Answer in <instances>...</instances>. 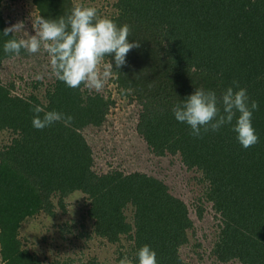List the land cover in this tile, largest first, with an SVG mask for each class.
I'll return each instance as SVG.
<instances>
[{
	"label": "trees",
	"instance_id": "1",
	"mask_svg": "<svg viewBox=\"0 0 264 264\" xmlns=\"http://www.w3.org/2000/svg\"><path fill=\"white\" fill-rule=\"evenodd\" d=\"M7 1L0 0V131L11 136L0 146L2 264H103L96 256L47 261L20 236L26 220L68 213L67 198L77 192L89 201L91 235L110 244L130 241L118 262L127 256L138 264L139 248L149 245L158 264H189L180 253L194 228L188 204L146 171L98 172L94 167L85 131L109 121L116 106L112 94L83 85L71 89L53 75L47 82H28L32 86L26 84L23 92L16 81H3V64L13 57L3 45L20 39L16 33L3 35L9 26L1 5ZM31 1L36 15L49 20L66 18L77 6L74 0ZM112 7L110 14L97 9L98 14L129 25L128 39L140 47L130 50L127 65L118 70L105 57L113 63L110 82L139 104L136 131L150 152L179 155L188 170L201 174L199 218L208 204L219 220L210 257L225 264H264V0H115ZM233 81L258 102L252 119L259 137L255 146L240 145L232 131L235 118L202 138L175 120L172 108L198 88L214 91L222 107V95ZM34 105L72 116L71 126L56 123L36 130ZM67 226L63 231L71 232Z\"/></svg>",
	"mask_w": 264,
	"mask_h": 264
},
{
	"label": "rangeland",
	"instance_id": "2",
	"mask_svg": "<svg viewBox=\"0 0 264 264\" xmlns=\"http://www.w3.org/2000/svg\"><path fill=\"white\" fill-rule=\"evenodd\" d=\"M74 1L79 6L95 7L103 14H110L115 0ZM5 3L1 8L8 26L23 21L24 32L16 33L19 38L27 39L34 35L32 21L37 15L32 1L8 0ZM102 69L103 65L99 66V70ZM1 75L5 83L16 81L19 90L23 92L28 82L32 83L38 79L45 82L51 80L50 57L43 46L35 55H29L27 52L20 54L4 62ZM115 88L109 79L102 90L106 94H112L116 100L109 121L102 128L90 127L85 131L94 148L95 169L98 172H107L114 168L126 172L146 171L163 179L169 185L170 191L188 204L194 219V228L189 231L190 240L180 248L183 259L189 264H225L216 262L209 255L211 243L217 233L218 218L208 204L202 218H199L197 212L196 202L203 195L205 186L199 181L201 174L188 170L179 155L156 156L151 153L144 139L136 131L139 104L131 102ZM10 138L7 131H0V146L8 143ZM67 200L68 213H59L55 218L38 215L23 223L20 236L26 244L47 261L57 256H71L75 259L96 256L103 264H119L117 259L120 252L127 253L130 241L123 240L121 245L110 244L91 235L93 222L86 216L89 202L86 196L77 192ZM66 223L67 227H71V232L63 231L62 227Z\"/></svg>",
	"mask_w": 264,
	"mask_h": 264
},
{
	"label": "clouds",
	"instance_id": "3",
	"mask_svg": "<svg viewBox=\"0 0 264 264\" xmlns=\"http://www.w3.org/2000/svg\"><path fill=\"white\" fill-rule=\"evenodd\" d=\"M32 26L34 35L4 43L5 54L18 57L23 49L35 55L43 46L50 57L51 74L71 89L83 85L89 91L101 92L114 73L112 60L118 70L127 65L130 50L140 47L139 42L129 41V25L118 26L112 19L100 16L95 7L74 6L66 18L58 20L37 16ZM24 28L23 21H18L5 28L3 35L24 32ZM105 57L112 60L105 62ZM101 65L102 71L99 70ZM232 85L222 95V107H218L214 91L195 89L182 104L172 108L175 120L188 125L194 138H202L204 134L217 133L225 125H232L235 118L232 131L237 134L240 145L244 149L255 146L259 137L252 119L254 112L259 110L258 102L249 97L247 89L240 87L238 81H233ZM31 111L32 126L36 130L56 123L70 127L73 121L70 115L56 110L45 111L39 105H34ZM137 258L138 264H158L157 254L149 245L139 248ZM119 264H132V261L125 256Z\"/></svg>",
	"mask_w": 264,
	"mask_h": 264
}]
</instances>
